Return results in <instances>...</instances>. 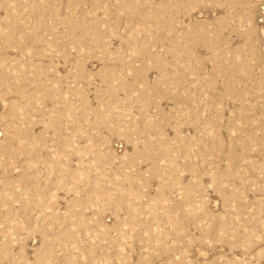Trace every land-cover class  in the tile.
<instances>
[{"label":"rangeland","instance_id":"rangeland-1","mask_svg":"<svg viewBox=\"0 0 264 264\" xmlns=\"http://www.w3.org/2000/svg\"><path fill=\"white\" fill-rule=\"evenodd\" d=\"M0 264H264V0H0Z\"/></svg>","mask_w":264,"mask_h":264}]
</instances>
